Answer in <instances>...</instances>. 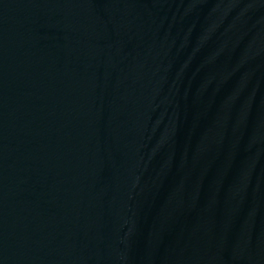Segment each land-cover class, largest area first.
<instances>
[{"label": "water", "instance_id": "95a60500", "mask_svg": "<svg viewBox=\"0 0 264 264\" xmlns=\"http://www.w3.org/2000/svg\"><path fill=\"white\" fill-rule=\"evenodd\" d=\"M0 264H75L1 4Z\"/></svg>", "mask_w": 264, "mask_h": 264}]
</instances>
